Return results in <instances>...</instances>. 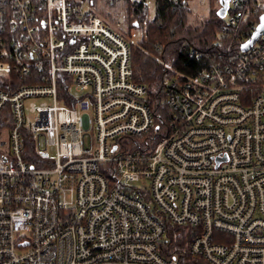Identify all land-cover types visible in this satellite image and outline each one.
Returning a JSON list of instances; mask_svg holds the SVG:
<instances>
[{"label":"built area","instance_id":"obj_1","mask_svg":"<svg viewBox=\"0 0 264 264\" xmlns=\"http://www.w3.org/2000/svg\"><path fill=\"white\" fill-rule=\"evenodd\" d=\"M227 1L224 40L249 12ZM87 11L0 0V264H180L161 252L165 221L192 229L187 254L205 264H264V33L166 87L171 115L146 152L133 139L155 118L123 14L108 27ZM41 69L39 84L14 87ZM240 82L261 86L246 106Z\"/></svg>","mask_w":264,"mask_h":264},{"label":"trees","instance_id":"obj_2","mask_svg":"<svg viewBox=\"0 0 264 264\" xmlns=\"http://www.w3.org/2000/svg\"><path fill=\"white\" fill-rule=\"evenodd\" d=\"M87 2V15L101 16L105 25L113 26L115 15L121 11L127 33L133 28H142L143 37L136 44L129 43L130 61L133 79L147 89V104L155 118V128L147 136L134 138L141 151H150L158 136L165 129L171 112L166 105V87L171 82L187 81L199 72L206 62L221 61L229 55L239 54L240 45L251 35L264 13V0H243L246 3L248 19L236 31L229 32L226 39H220L224 29V19L215 11H210L208 18L195 26L190 20L189 0H154L155 15L147 18L146 0H84ZM208 6L215 4L207 0ZM258 4V5H257ZM102 5V6H101ZM220 8V4H217ZM255 10L254 14L251 12ZM219 10V9H218ZM230 45L229 52L227 46ZM200 58L190 57L189 52ZM220 56V57H219ZM45 70H36L31 78L14 77V87L36 85L40 83ZM17 75V74H15ZM71 80L63 73L56 74V88L59 101L66 103ZM239 94L244 106L248 105L260 92L261 86H252L251 82L239 83ZM4 126L0 123V127ZM130 150V138L124 139ZM25 147L32 152L31 139H25ZM133 147V146H132ZM138 149V148H137ZM165 237L161 243L162 254L171 259L175 257L180 264H205L198 258L187 254L192 229L176 227L165 221Z\"/></svg>","mask_w":264,"mask_h":264},{"label":"rangeland","instance_id":"obj_3","mask_svg":"<svg viewBox=\"0 0 264 264\" xmlns=\"http://www.w3.org/2000/svg\"><path fill=\"white\" fill-rule=\"evenodd\" d=\"M212 1L214 2V0ZM146 6H147V18L149 20H152L155 15L154 0H146ZM188 7L191 9L190 20L192 24H194L195 26H198L202 22H204L208 18L209 12L211 10L216 12L219 9V6L217 4H212V6H208L207 0L205 5H200V0H189ZM120 13L121 11L115 15H111V17L115 18ZM123 36L127 40V42L136 44L143 37V29L133 28L130 30L129 34H124ZM141 184L142 182L134 183V185H141Z\"/></svg>","mask_w":264,"mask_h":264},{"label":"water","instance_id":"obj_4","mask_svg":"<svg viewBox=\"0 0 264 264\" xmlns=\"http://www.w3.org/2000/svg\"><path fill=\"white\" fill-rule=\"evenodd\" d=\"M227 3H228L227 0H220L219 2L220 8L216 12L217 17L219 18L224 17V14L227 9ZM263 33H264V13L259 16L258 24L251 33L250 37L240 45V51L241 52L247 51Z\"/></svg>","mask_w":264,"mask_h":264}]
</instances>
